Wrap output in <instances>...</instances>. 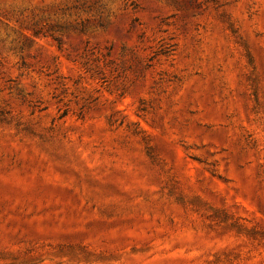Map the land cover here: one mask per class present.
<instances>
[{"label":"rangeland","instance_id":"1","mask_svg":"<svg viewBox=\"0 0 264 264\" xmlns=\"http://www.w3.org/2000/svg\"><path fill=\"white\" fill-rule=\"evenodd\" d=\"M0 264H264V0H0Z\"/></svg>","mask_w":264,"mask_h":264}]
</instances>
